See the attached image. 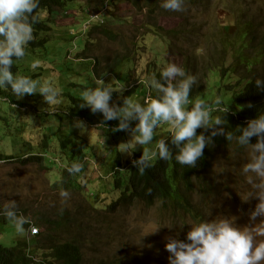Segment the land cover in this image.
<instances>
[{
	"label": "rangeland",
	"instance_id": "374dc122",
	"mask_svg": "<svg viewBox=\"0 0 264 264\" xmlns=\"http://www.w3.org/2000/svg\"><path fill=\"white\" fill-rule=\"evenodd\" d=\"M150 1L157 0H137L138 4L135 0L103 2L102 22L111 24L115 30L124 29L125 44L110 42L103 37L90 40L92 57H114L115 53L130 49L128 61L101 77L117 90L110 104H117L125 93L144 103L154 91L139 81L150 73H160L168 62L182 66L189 59L187 67L198 83L205 84L203 94L195 99L208 101V104L217 97L225 103L230 100L231 94L238 90L235 83L241 74L250 77L255 72L264 78V54L255 58L256 66L251 71L238 68L224 78L220 71V63L227 66L232 60L228 53L223 59L222 51L235 40L236 47L243 48L249 57H253V48L256 56L258 48L264 45V40H261L264 36V0H198L196 4L191 2L190 6L187 5L190 13L184 9L172 11V14L163 11L160 15L150 12ZM96 12L86 0H77L55 10L50 16L48 14L52 28L46 48L31 51L18 62L16 73L41 83L50 82L59 88L60 95L55 105H47L40 94H25L20 99L16 98L23 102L22 105L15 102L10 107L0 99L1 113L8 120V124L0 120V152L15 157L44 152L48 155L44 164L49 166L46 168L37 163L23 165L17 160L0 162V207L9 200H15L18 211L31 220V224L24 226V233H17L11 222L1 224L0 221V243L10 246L19 239H30V225L39 231L35 222L41 213L66 224L58 231L59 237L63 241L74 239L80 244L83 264H96L100 259L114 257L120 260L119 264H169L170 253L165 248L167 237L185 240L191 227L188 223L211 220L218 215L235 216L238 226L249 223V213L258 200L255 197L247 202L241 199L250 190L241 173L248 152L234 142L215 146L211 169L205 175L209 188L205 189L206 192L202 189L193 192V199L203 207V213L195 218L188 213H180V210H166L160 202L147 207L137 201L114 212L109 211L108 205L120 195V191L114 189L116 173L111 166L118 161L123 167L120 173L126 172L128 162L131 164L137 155H142V147L145 146L138 145L130 155L118 151V145L130 139V129L135 126V121L130 123L129 130L114 132L112 129L118 120L104 121L102 113H92L88 107L71 111L68 95L82 99V91L94 87L98 79L92 72L95 61L76 55L85 44L88 29L95 23H101L100 19L94 18L87 24V29H83ZM181 14L182 17L190 15V21L195 23V31L183 39L169 41L163 31L152 30V25L157 22L166 28L181 23ZM248 25L259 26L258 32L241 36L240 30ZM132 41L136 47L130 44ZM215 50L221 62L209 72V64L204 60L205 51ZM121 87L124 88L119 91ZM6 92L12 93L10 89ZM78 121L83 122L85 128L82 125L77 128ZM168 132L169 125L161 124L155 131L151 147ZM45 136L48 149L40 146ZM67 138L82 148V153L74 160L84 165L78 174H71L64 169L65 166L60 168L49 160V156L57 153L66 161V151L60 148V140ZM61 190L68 192L66 198L61 197Z\"/></svg>",
	"mask_w": 264,
	"mask_h": 264
},
{
	"label": "clouds",
	"instance_id": "9594fccd",
	"mask_svg": "<svg viewBox=\"0 0 264 264\" xmlns=\"http://www.w3.org/2000/svg\"><path fill=\"white\" fill-rule=\"evenodd\" d=\"M184 2L185 0H161L160 7L180 12L184 10ZM39 3L40 0H0V89H10L17 99L25 94H40L47 105L53 106L60 95L58 87L11 70L14 58H23L29 42L34 39L33 25L38 19L34 13ZM103 11L101 8L91 16L83 29H87V24L94 18L102 22L100 17L104 15ZM139 83L154 91L155 96L149 95L144 103L126 96L121 105L115 102L110 104L113 92L117 90L98 78L94 87L82 91L83 102L80 107H88L92 113H102L104 121L118 120V124L112 129L114 132L129 130L130 123L136 122L130 129V139L121 142L118 151L130 155L138 145L145 146L142 147V155L132 161L141 175L152 166L154 158L167 161L173 155L178 164L195 167L197 160L203 156L206 145L212 143V137L223 135L228 142H234L248 152V159L242 166L241 173L250 190L241 198L242 201L247 202L251 197L258 200L254 210L249 213V223L246 225L238 226L235 216L218 215L211 220L188 223L191 227L185 240L167 237L165 248L170 253L169 264H264V111L248 120L246 126H238L233 133L225 131L224 127H218L226 124L224 114L228 111L219 97L211 104L202 99H193L188 107L190 93L197 83L196 77L176 63H166L158 78L155 73H150ZM254 83L258 89H264V79L256 78ZM216 112L222 115H213ZM78 122L77 128L81 125L85 128L83 122ZM165 123L169 125L170 141L159 138L154 147H151L156 129ZM95 126L103 127L98 124ZM198 128L211 131L207 136L203 131L197 134ZM254 136L256 142L250 143ZM170 145L174 146L175 154ZM39 154L44 158L48 157L47 153ZM55 157L58 161H54ZM60 157L62 156L55 153L53 157L49 156V160L60 168L65 166L64 169L71 174L82 171L83 163L73 161L70 164L62 157L63 162ZM60 195L66 198L68 192L61 190ZM0 216L10 221L17 233H24V226L31 224L30 218L18 211L15 200H9L0 207ZM34 227L37 229L30 225L31 236L38 233V229L32 232Z\"/></svg>",
	"mask_w": 264,
	"mask_h": 264
},
{
	"label": "trees",
	"instance_id": "16d2710c",
	"mask_svg": "<svg viewBox=\"0 0 264 264\" xmlns=\"http://www.w3.org/2000/svg\"><path fill=\"white\" fill-rule=\"evenodd\" d=\"M77 0H40L39 7L35 10V15L38 17L37 22L33 25V35L34 39L29 42L28 47L26 48V54L35 51L36 49L46 48V44L49 39V33L51 31L52 19L48 17L57 9H61L69 3ZM87 3L92 5L93 9L97 12L103 7L104 0H86ZM133 1V0H129ZM139 1V0H138ZM138 4L137 0H135ZM161 1H153L149 3V8L151 13L154 15H160L163 11L165 14H172V11L165 10L160 7ZM196 4L198 0H185L184 9H187V5ZM146 6V5H145ZM190 13L191 9H187ZM42 14H47L46 17H42ZM182 14L180 15V18ZM245 20V19H243ZM250 24L251 21H245ZM154 23L152 27L156 32L163 31L164 35L168 40L172 39H183V36L192 34L194 29V24L190 21V15L182 17V22L171 27H164ZM259 26H246L240 30V35L246 36V34H255L258 32ZM124 29L118 28L115 30L109 23H95L88 29L87 38L83 48L76 54L78 58L90 59L92 58L95 62L92 65V72L96 78H101V76L116 71L123 63L128 61V53L130 52L129 48L124 49L121 53H115L114 57L108 56H95L91 55V46L90 40L98 39L103 37V39L110 42H117L124 46L125 41L123 40L124 35L122 32ZM49 34V35H48ZM48 35V36H47ZM212 37V36H211ZM261 40H264V36ZM251 41V40H250ZM216 42V41H215ZM132 46L136 47L134 41L130 43ZM224 51V58L227 57V53L232 55V60L227 64L220 63V55L217 50L215 51H205V59L207 68L210 71L216 69L221 64V74L224 78L227 74L235 72L238 68H242L246 71H251L255 68L256 62L255 58L260 57L264 54V45L258 48V54L255 56V50L253 48V57H249L243 51V48L236 47V40L229 44ZM25 54V55H26ZM20 60V59H19ZM19 60L14 58L13 65L11 70L16 73L19 69L18 62ZM254 61V62H253ZM189 59L182 64L186 72L193 74L187 64ZM250 64H253L250 67ZM189 66V65H188ZM157 78L159 73L156 74ZM261 78L257 76L254 72L251 76L246 74L239 75L238 80L235 83V87L238 88L237 91L231 94L230 100L226 103L222 101V105L228 107V111L224 114V119L226 120L225 125L218 127H224L225 131H232L235 133L238 126H246L247 121L256 117L260 111H264V89H258L255 86V79ZM205 84L196 83L189 96V101L191 102L196 97L203 94V87ZM227 89V88H226ZM141 93L144 91H140ZM117 93L113 92L112 98L116 97ZM129 96L125 93L124 97ZM151 96H155V92ZM1 102L7 104L10 107L13 103L17 102L20 105L23 102L16 100V97L9 92H6V89H0ZM71 100V111L75 109H81L80 104L83 102L82 99L77 97H72L68 95ZM123 99H118L117 104L121 105ZM208 103V101L206 102ZM251 105V107H249ZM213 107V105H211ZM87 108V107H83ZM213 115H222L221 113H214ZM0 120H3L8 124V120L1 113L0 108ZM197 134L204 132L207 136L209 135L211 129L203 130L197 129ZM171 133L170 131L163 137L170 141ZM256 137L250 139V143H255ZM232 142H228L223 135H217L212 137V143L206 145L203 150V156L199 158L196 162L195 167H189L187 165L178 164L174 155L172 159L167 161L154 158L152 160V166L141 175L133 163L127 165V171L120 173V170L123 169L120 162H115L111 169L116 173L113 179L114 189L120 191V195L116 200L111 202L108 205L109 211H116L118 208L130 206L134 202L141 201L145 206L150 207L154 205L155 202H160L164 209L181 211L182 214H189L190 217H197L203 213V207L199 201L193 199V192L208 189L207 179L205 177L206 173L211 169V160L213 153L216 147L219 145L227 144L229 145ZM70 147H69V146ZM226 145V146H227ZM41 148L48 149L49 143L48 139L45 136L40 143ZM216 146V147H215ZM173 147V153L175 154V148ZM60 148L66 151L65 155L67 156L68 162L70 164L76 160V157L80 156L82 153V148L79 143L72 144L71 139H61ZM141 155H137V159ZM17 160L21 164H34L45 166L49 168L48 165L44 164V156L36 153H28L24 157H15V155L3 154L0 152V162L2 161H15ZM1 224L10 222L6 220L3 216H0ZM39 226L38 233L34 234L30 239H19L14 245L6 246L0 243V264H83V253L80 244L75 242L74 239L62 240L59 237L58 231L62 230L66 224L62 221L52 219L48 214H39L37 221L35 222ZM32 243V246H31ZM118 259L115 257L112 259H100L96 264H119Z\"/></svg>",
	"mask_w": 264,
	"mask_h": 264
},
{
	"label": "built area",
	"instance_id": "2783aa9c",
	"mask_svg": "<svg viewBox=\"0 0 264 264\" xmlns=\"http://www.w3.org/2000/svg\"><path fill=\"white\" fill-rule=\"evenodd\" d=\"M54 159V161H58V158H53ZM37 231V229L34 227L33 229H32V232L34 233V232H36Z\"/></svg>",
	"mask_w": 264,
	"mask_h": 264
}]
</instances>
